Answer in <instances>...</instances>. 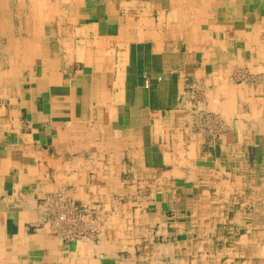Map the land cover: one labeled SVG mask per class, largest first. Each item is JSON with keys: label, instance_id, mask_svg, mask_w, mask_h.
<instances>
[{"label": "crops", "instance_id": "obj_1", "mask_svg": "<svg viewBox=\"0 0 264 264\" xmlns=\"http://www.w3.org/2000/svg\"><path fill=\"white\" fill-rule=\"evenodd\" d=\"M0 264H264V0H0Z\"/></svg>", "mask_w": 264, "mask_h": 264}, {"label": "rangeland", "instance_id": "obj_2", "mask_svg": "<svg viewBox=\"0 0 264 264\" xmlns=\"http://www.w3.org/2000/svg\"><path fill=\"white\" fill-rule=\"evenodd\" d=\"M246 76H249V75H246ZM246 76H245V74L238 75V80H237L238 83H242L243 81H245ZM252 76H255V75H252ZM126 190H127V188H126ZM124 199H127V198L124 197ZM91 210L87 211L86 214L78 216L77 219L74 221L73 225L75 227H78V229L81 231L85 230L87 233L86 234L87 237L91 238L94 241H98L100 239V236L102 235L103 231H105V229H106V225H107L106 223L112 219L110 217H108V219H106L105 217L102 216V214H104V213H101V211L99 212V205L98 204L94 203ZM130 210L131 209H129V211ZM129 220H130L129 222L132 224L131 217ZM79 239H82V238H78L77 240H79Z\"/></svg>", "mask_w": 264, "mask_h": 264}, {"label": "built area", "instance_id": "obj_3", "mask_svg": "<svg viewBox=\"0 0 264 264\" xmlns=\"http://www.w3.org/2000/svg\"><path fill=\"white\" fill-rule=\"evenodd\" d=\"M60 200L65 205V207H63V210H55L51 213L54 216L53 218L56 222V225H58L60 229H62V231L64 230L65 237L69 240L73 241L77 240L78 238L87 237L86 231L79 230L78 227H75L73 225V223L78 216L86 214L88 210L80 207L79 205H76V203L73 201H69L63 198H61Z\"/></svg>", "mask_w": 264, "mask_h": 264}, {"label": "bare ground", "instance_id": "obj_4", "mask_svg": "<svg viewBox=\"0 0 264 264\" xmlns=\"http://www.w3.org/2000/svg\"><path fill=\"white\" fill-rule=\"evenodd\" d=\"M225 183V182H224ZM170 250V249H169ZM166 252V251H165Z\"/></svg>", "mask_w": 264, "mask_h": 264}]
</instances>
